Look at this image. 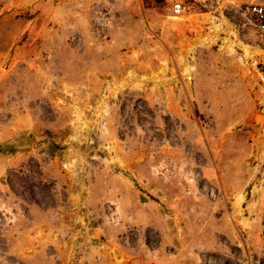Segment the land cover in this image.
Wrapping results in <instances>:
<instances>
[{"label":"rangeland","instance_id":"rangeland-1","mask_svg":"<svg viewBox=\"0 0 264 264\" xmlns=\"http://www.w3.org/2000/svg\"><path fill=\"white\" fill-rule=\"evenodd\" d=\"M251 1L0 0V79L38 164L0 264H264Z\"/></svg>","mask_w":264,"mask_h":264},{"label":"crops","instance_id":"crops-1","mask_svg":"<svg viewBox=\"0 0 264 264\" xmlns=\"http://www.w3.org/2000/svg\"><path fill=\"white\" fill-rule=\"evenodd\" d=\"M7 84L8 80L0 79V214L4 216L11 209L18 212L28 206L27 198L21 196V181L26 180L22 176L27 177L32 168L38 166L37 159H32L34 150L31 147L27 150L29 145L26 144L32 140L29 133L36 127V119L28 109L18 105L20 92L17 96H8L3 89ZM13 85L20 87L21 80H14ZM45 166L50 167L51 161H45Z\"/></svg>","mask_w":264,"mask_h":264},{"label":"built area","instance_id":"built-area-1","mask_svg":"<svg viewBox=\"0 0 264 264\" xmlns=\"http://www.w3.org/2000/svg\"><path fill=\"white\" fill-rule=\"evenodd\" d=\"M184 11L185 7L180 2L173 4L172 12L175 16ZM244 12L251 17L257 31L264 36V0H252L244 6Z\"/></svg>","mask_w":264,"mask_h":264}]
</instances>
